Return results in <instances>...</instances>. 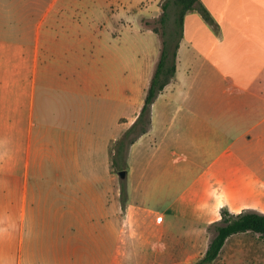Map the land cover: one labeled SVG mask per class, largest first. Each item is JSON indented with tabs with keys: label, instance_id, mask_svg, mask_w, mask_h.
<instances>
[{
	"label": "crops",
	"instance_id": "crops-1",
	"mask_svg": "<svg viewBox=\"0 0 264 264\" xmlns=\"http://www.w3.org/2000/svg\"><path fill=\"white\" fill-rule=\"evenodd\" d=\"M162 1L122 0L116 16L140 32L139 18ZM200 2L216 27L196 11L184 16L174 78L128 147L121 180L114 145L139 115L158 56L147 71L139 55L82 61L79 31L44 33L42 45L47 11L31 30L19 0H0V264H139L155 215H175L195 186L196 201L212 192L218 215H264V103L243 129L234 120L250 110H231L264 91V80L254 90L264 75V0ZM203 232L194 229L190 247ZM182 247L170 242L160 263L194 260L175 259Z\"/></svg>",
	"mask_w": 264,
	"mask_h": 264
},
{
	"label": "rangeland",
	"instance_id": "rangeland-1",
	"mask_svg": "<svg viewBox=\"0 0 264 264\" xmlns=\"http://www.w3.org/2000/svg\"><path fill=\"white\" fill-rule=\"evenodd\" d=\"M19 1L21 13L27 17V28L32 30L41 20L44 12L47 11V5L52 0ZM121 4L122 0H56L54 5L47 11L45 21L43 20L42 22L41 44L43 45L44 42V33H48L47 38L51 40L50 33L59 35L66 30L73 31V33H78L77 31H79L80 38L79 41L75 42V48L83 51L82 61L88 60L84 56L86 54L91 59L92 57H97V60L107 61V64L114 65L117 61L116 58L119 57V60L121 59L120 56L123 55V57L127 56L131 64L133 57L139 55V63L142 69L147 71L153 67L159 54V38L151 32L147 34L140 33L136 29L137 23L134 21L119 20L116 14ZM58 18L63 20L61 23L63 28H60L58 23H55ZM67 45L66 43H61L57 44V47L64 48ZM263 80L264 75L256 83L254 90L262 85ZM254 97L256 104L249 100H242L232 107L231 110L235 113V116L243 111L250 110L251 112L249 118L244 117L234 120L236 128L243 129L254 120L257 112H259L256 111V107L259 109L264 103V91L259 92L256 89ZM115 171L117 173L116 168ZM196 187H193L188 194L178 200L175 205L177 210L175 215H155L154 229L146 234L150 242L149 248L145 247L141 257L136 259L140 262L139 264H146L151 259L156 264H164L163 262L160 263V261H164L163 259H167V257L162 254L165 253L170 242L174 241L180 242L183 245L182 249H184L176 252L175 259L179 260L183 258L184 253L193 252L197 254L194 260L184 264H197L204 254L209 241L215 235V227L221 224V214L218 215L216 211H212L210 203L211 200H214L212 192H209L207 198L204 197L203 200L196 201L194 196ZM188 203L198 204L190 208L187 206ZM120 205L123 210L125 203L121 204L120 201ZM195 210L197 212L205 210L206 212L197 213ZM195 228L198 230L199 235L202 228L204 231L200 239L202 244L197 247V250L195 246H189V241ZM205 233L208 234L207 240L205 239ZM158 249H160V256L162 255L159 260ZM195 250L196 252H194ZM124 262L121 261L119 264H126ZM212 264H264V236L253 233L231 236L225 242L220 254Z\"/></svg>",
	"mask_w": 264,
	"mask_h": 264
},
{
	"label": "trees",
	"instance_id": "trees-1",
	"mask_svg": "<svg viewBox=\"0 0 264 264\" xmlns=\"http://www.w3.org/2000/svg\"><path fill=\"white\" fill-rule=\"evenodd\" d=\"M160 13L141 16L138 21L142 33L151 32L158 36L160 48L149 85L145 91L144 103L136 121L122 133L114 145L113 166L117 173L126 169V153L136 138L146 132L150 124V109L156 96L173 80L176 70V53L183 36V19L196 11L210 27L215 22L200 0H163ZM116 172V171H115ZM126 200V188L120 183V201ZM221 224L215 227V235L197 264H212L220 254L225 242L233 235L253 233L264 236V215L243 212L237 215L221 211Z\"/></svg>",
	"mask_w": 264,
	"mask_h": 264
},
{
	"label": "water",
	"instance_id": "water-1",
	"mask_svg": "<svg viewBox=\"0 0 264 264\" xmlns=\"http://www.w3.org/2000/svg\"><path fill=\"white\" fill-rule=\"evenodd\" d=\"M117 175L122 180V179L125 178L126 173H125V171H120V172L117 173Z\"/></svg>",
	"mask_w": 264,
	"mask_h": 264
}]
</instances>
